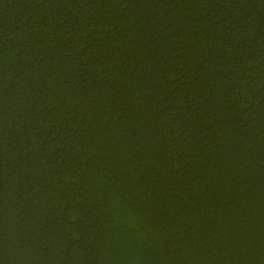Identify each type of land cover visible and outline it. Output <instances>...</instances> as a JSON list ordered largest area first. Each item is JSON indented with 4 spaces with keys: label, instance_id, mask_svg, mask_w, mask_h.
Listing matches in <instances>:
<instances>
[{
    "label": "trees",
    "instance_id": "obj_1",
    "mask_svg": "<svg viewBox=\"0 0 264 264\" xmlns=\"http://www.w3.org/2000/svg\"><path fill=\"white\" fill-rule=\"evenodd\" d=\"M0 264H264V0H0Z\"/></svg>",
    "mask_w": 264,
    "mask_h": 264
}]
</instances>
